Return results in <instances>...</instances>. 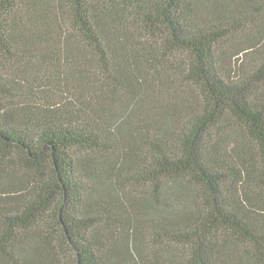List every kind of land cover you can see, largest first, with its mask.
Segmentation results:
<instances>
[{
  "label": "trees",
  "instance_id": "obj_1",
  "mask_svg": "<svg viewBox=\"0 0 264 264\" xmlns=\"http://www.w3.org/2000/svg\"><path fill=\"white\" fill-rule=\"evenodd\" d=\"M0 264H264V0H0Z\"/></svg>",
  "mask_w": 264,
  "mask_h": 264
}]
</instances>
